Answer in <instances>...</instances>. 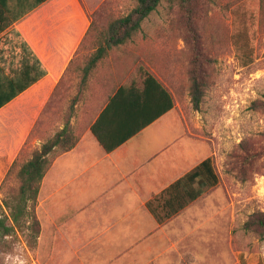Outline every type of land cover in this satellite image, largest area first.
I'll list each match as a JSON object with an SVG mask.
<instances>
[{
  "label": "crops",
  "instance_id": "crops-1",
  "mask_svg": "<svg viewBox=\"0 0 264 264\" xmlns=\"http://www.w3.org/2000/svg\"><path fill=\"white\" fill-rule=\"evenodd\" d=\"M34 1L8 0L13 14L0 11V53L10 62L24 42L46 69L0 109V141L42 146L63 129L78 138L54 158L38 194L44 264H230L210 225L208 211L218 206L197 202L205 193L163 222L148 207L211 156L187 132L160 77L150 71L174 107L151 121L166 104L163 93L131 55L98 44L108 30L97 20L104 0H47L15 19ZM149 121L111 151L93 131L114 144ZM5 158L8 169L12 155Z\"/></svg>",
  "mask_w": 264,
  "mask_h": 264
},
{
  "label": "rangeland",
  "instance_id": "rangeland-1",
  "mask_svg": "<svg viewBox=\"0 0 264 264\" xmlns=\"http://www.w3.org/2000/svg\"><path fill=\"white\" fill-rule=\"evenodd\" d=\"M137 4L138 0H104L97 20L106 27ZM192 5L194 30L178 6L164 2L127 43L108 48L111 54L131 55L160 77L174 96L176 114L187 132L207 143L203 146L213 159L219 183L197 202L218 206L208 215L210 225L217 227L215 235L226 261L264 264V229L250 223L264 214V0H194ZM194 79L202 84L198 109L192 101ZM20 137L17 132L15 140ZM3 138L0 220L11 226L5 201L17 196L18 171L41 146L33 140L19 145L6 169L9 148L7 136ZM60 151L55 149L50 158L54 160ZM37 202L33 211L38 219ZM32 221L31 216L24 218L9 233L0 227V264H44L39 248L41 225L37 235Z\"/></svg>",
  "mask_w": 264,
  "mask_h": 264
},
{
  "label": "trees",
  "instance_id": "trees-1",
  "mask_svg": "<svg viewBox=\"0 0 264 264\" xmlns=\"http://www.w3.org/2000/svg\"><path fill=\"white\" fill-rule=\"evenodd\" d=\"M45 1L47 0H35L26 5V7L15 16V19L31 11ZM164 2L170 7L178 6L179 9L187 15L190 30H194L193 17L195 9L192 5L194 0H138L137 6L128 14L119 16L109 22L106 26L108 29L107 33L101 35L102 46L111 47L127 43L141 30L143 21L151 13L155 12ZM0 11H7L13 14V10L10 11L8 0H0ZM11 22L12 20H9L5 23L2 29L10 25ZM20 46L22 47L21 52H16V54L11 52L12 56L10 62L7 61V56L3 52L0 53V109L13 101L46 74V69L42 66L37 56L28 48L26 43L22 42ZM100 57L101 55L98 53L95 59H99ZM138 70L147 75V78H149L148 80L153 82L160 89L167 100L163 109L153 115V118H151V121H153L163 113L172 109L174 107V101L171 93L158 81L146 66L140 64ZM192 101L194 106L198 109L202 101V84L198 79H194ZM148 123H150V121L138 124L135 128L127 131L114 144H110L107 139L99 133L95 125L93 126V131L105 149L111 151L120 143H123L137 133L142 127L148 125ZM77 141V137L72 136L67 129H63L57 132L39 149L35 150L33 156L21 165L18 171L21 182L19 192L12 201H5L6 206L10 209V218L13 225L6 226L4 222L0 220V227L3 228L6 233L11 232L16 226H21L22 220L31 216L34 224L33 228L36 226V234H39V221L33 209L38 199L42 180L53 162V159L50 158V154L57 148H61L58 154L68 151L75 146ZM8 148V154H11L14 149L16 150V148L9 144ZM218 183L219 175L215 169L213 159L212 157H208L192 171L185 174L163 192L151 199L148 202V207L157 220L163 222L178 213L189 203L201 197L208 189L216 186ZM250 223L256 224L262 231L264 229V214L254 217L253 222ZM251 226L250 224V227Z\"/></svg>",
  "mask_w": 264,
  "mask_h": 264
}]
</instances>
